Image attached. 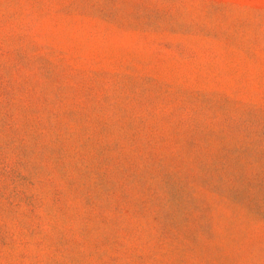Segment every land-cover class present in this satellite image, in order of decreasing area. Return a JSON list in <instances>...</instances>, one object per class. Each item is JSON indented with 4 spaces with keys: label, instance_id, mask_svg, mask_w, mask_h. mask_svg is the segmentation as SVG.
Returning a JSON list of instances; mask_svg holds the SVG:
<instances>
[{
    "label": "rangeland",
    "instance_id": "374dc122",
    "mask_svg": "<svg viewBox=\"0 0 264 264\" xmlns=\"http://www.w3.org/2000/svg\"><path fill=\"white\" fill-rule=\"evenodd\" d=\"M0 264H264V0H0Z\"/></svg>",
    "mask_w": 264,
    "mask_h": 264
}]
</instances>
